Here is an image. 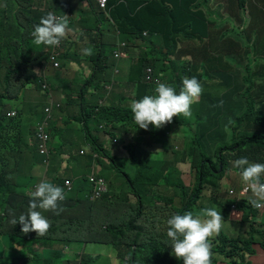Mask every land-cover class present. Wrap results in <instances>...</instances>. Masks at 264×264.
<instances>
[{"label": "trees", "instance_id": "obj_1", "mask_svg": "<svg viewBox=\"0 0 264 264\" xmlns=\"http://www.w3.org/2000/svg\"><path fill=\"white\" fill-rule=\"evenodd\" d=\"M28 1L30 0H0V77L5 86L2 104L6 106L7 110L20 111V116L22 117V120H19V117L8 118L6 116L7 112L1 109L0 124L7 126L13 132L12 139L18 143L20 141L25 142L24 137H28L30 128L33 126L36 128L38 124H43V121L47 118L44 109L49 105V99L47 95L39 94L40 90H45L47 94H56L59 90L56 89L58 84L80 89L82 95L86 92L93 93L96 87L100 88L105 83H110L114 75L112 72L106 71L101 75H96V73L92 76V69L85 64H81V69L84 70L83 74L78 73V70H76L77 65L70 72L56 69L54 65L49 66L48 53L35 52V44L31 35L33 29L27 24L31 23L27 20L18 21L14 19V17L16 18V16L22 14L30 16L37 13V11L29 9V6H27ZM87 1L91 7L97 8L95 0ZM198 1L134 0L118 2L117 0H110L108 3L111 20L116 23L120 32L125 34L129 40H143L144 33H148V35L155 34L160 37V42L152 40L149 42L154 45V51L158 52L166 69H159L153 56L148 64L133 59L128 67L129 81L136 88L140 89L143 87V92L146 87L155 89L159 83L158 81H162L165 76L176 72L177 69L172 67L175 65L180 66V74L177 77V85L175 86L177 94L182 87L184 77H196L201 84L206 83L216 86L221 75L233 73V71L235 76L234 85L246 88L244 101L246 106L245 116L248 118V122L243 119L238 137L231 146L219 148L215 152V161L206 157L203 152L198 153V151H195V153H190L187 156L179 154L180 156L174 161H165L161 172L141 168L137 172V177L132 178L128 175L135 183L132 184V193L127 195L126 204L124 205L126 212H129V217H131L129 222L137 230V233L129 235L134 237L131 244L123 247L125 248L124 252L118 253L119 260L127 259L131 256V260L127 259V264H152V261L156 259L161 264H183L182 260H177L172 254L171 241L166 235L168 230L167 220L174 214L182 215L192 210L186 206L185 210L176 212L178 207H184V202H179V188L174 190L176 182L168 183L165 187L152 191V189L157 187L156 182L153 181L156 175L160 177L167 174L168 171H176L179 165L181 167L188 165L191 169L197 170V173L202 177L206 174L211 176L212 179L206 181L212 183L210 187L214 189L216 186L215 179H218L224 173L234 174L244 184L241 177L242 169L233 165L235 160L247 158L249 162L259 163L258 161H261L264 163V132L261 135H257V133L249 135V109H252L256 103L262 105L260 109L252 112L254 124L258 125V127H264V67L258 66V60H262L264 57V44L257 41V33L253 35L249 26V41H252L249 42L252 44L250 49L251 56H249V73L238 72L237 67L233 68L238 64L231 58L224 56L220 43L212 36L217 29L215 20L221 19L223 14L214 11L213 7H208L209 10L206 11V14L204 11H195L193 6ZM251 4L255 5L252 0H249V7ZM13 8H15V11ZM13 12L15 13L11 16ZM101 14L104 13L102 12ZM208 16L215 18L213 22H210V25H208L210 21ZM198 22L204 24V32H195L194 26ZM81 30L84 32L87 28L83 27ZM132 37H135V39ZM183 39L188 41L192 47L188 54L182 57L184 52L178 51L177 47L178 43ZM17 42H20L19 46L30 55V57L24 56V61L12 60L13 53L18 46ZM31 61L35 64H30ZM10 62H12L15 70L10 67ZM148 66L152 67L155 72L152 80L146 82L145 75ZM5 70L7 74L2 75ZM27 70H30L32 74L29 77L25 75ZM15 71L24 72L21 74V87L16 82L10 81L12 80L11 74ZM47 76L50 77V80L46 79ZM238 78L240 83H238ZM44 86L46 87L43 88ZM21 92L24 94V100L17 104L20 100L19 94ZM32 92H36L34 98L29 96V93ZM61 92L65 95L62 89ZM104 98L105 96H101V99ZM76 105L80 108L76 120L77 122L79 120L83 122L82 129L80 130L79 127L78 129L87 139L86 144L91 146V149L87 151H95L100 160H94L92 155L87 156L86 153L81 154L82 150L80 148H78L80 149L79 151H75L76 149L72 145L65 149V143L61 147H57L53 140L50 142V147L52 144V147L59 154L63 152L71 154V160H69L71 164L67 170L60 171L59 162L53 158L52 160L50 159L51 167L45 172L47 174L46 178L49 179L48 182L64 189L66 199L60 202V207L63 211L56 215L51 211L37 209L43 212V215L48 219L56 221L71 220L70 223L64 224L60 228L56 225L52 226L50 232L53 235H50L51 238H45L48 243H61L60 246H52L55 254L53 264H62V261H68L72 258L70 251L74 253L76 251L73 250L70 244L71 240H82L86 237V239L94 238L92 240L120 242L125 237L124 227L130 229L128 226L129 222L112 215H106L103 229L90 228L89 232L83 234L82 237L69 235L76 220H78L79 224L82 221L85 222L87 226L94 223L96 201H92L90 194L84 193V190L88 188L91 192H94L100 183H104L108 187V192H110L109 180L106 181L102 175L104 171L100 168L98 171L95 170L96 166L102 163V159L107 160L112 169L123 175V171L114 165V159L106 151L94 131H101L100 122L102 121L107 122L105 130L109 135L112 130L120 128L124 121H134L131 111L118 106L110 107L106 103L103 105L95 103L85 110L84 106L73 100L67 104L69 108H75ZM41 107L42 109L40 110ZM61 110L63 109L60 108ZM90 121L93 122V128L89 125ZM181 121V117L173 118L175 123H180ZM56 122L57 114L49 119L51 138L53 133L60 131L55 125ZM169 126L170 124L161 129L152 128L150 132H144V134L150 138V135L159 136L163 132L166 133ZM237 140L242 142H237ZM189 149L197 148L191 147ZM37 157L36 153L32 159L35 166L38 165ZM149 161L150 154L147 156L146 162ZM39 169L44 170V165ZM202 177L199 181V188H194L189 193V205H193L202 199L201 186L204 183ZM41 181L43 180H38L34 170L24 179L19 178L16 173L0 175V264H17L14 256L6 254L7 241L10 244V252L13 255L20 256L24 264H52L37 256L34 252L33 247L30 245L34 241V237L30 236L29 233H23L21 231L22 226L19 223L16 225L11 223L14 218L18 219L19 215L28 212L29 202L32 200V192ZM67 182L70 183L69 186ZM180 187L184 189L183 186ZM170 192L173 193L171 194ZM144 193H146L145 200L140 206L138 205V198ZM176 196L179 197L178 202H176ZM251 196L252 194L249 190V195L240 193L238 195L239 200L228 198L227 193L221 195L218 200L211 199L210 202L213 204L211 207L221 211L223 221H229L231 226L239 231L235 237L227 236L222 232L216 236V240L212 239V264H254L256 259H260V254L264 255V213L260 211L262 208L256 209L251 206L249 203ZM118 228H121L122 231H117L114 236H104L106 230L112 231ZM255 243L259 247L252 245ZM83 258L84 256H82L81 260ZM58 259H61V262H58ZM80 264H85V262Z\"/></svg>", "mask_w": 264, "mask_h": 264}, {"label": "rangeland", "instance_id": "obj_2", "mask_svg": "<svg viewBox=\"0 0 264 264\" xmlns=\"http://www.w3.org/2000/svg\"><path fill=\"white\" fill-rule=\"evenodd\" d=\"M66 2L70 11V15H68V18L71 19L69 20V28L71 29V31L76 30L77 27H80L81 29V25L83 24L86 27H89L87 31L82 33L83 36H85L91 42L96 41L99 43L98 45L92 44L89 46L87 43V39L83 38V42L86 43L78 45L75 48V51H83V49L90 47L92 48L91 56H96L99 54L100 44L107 43L105 42L106 39L104 37H114L115 39L124 40L123 37L118 35V27L116 23L110 20V14L107 9L105 11H102L104 14H101L102 12L99 11V9L96 10L94 12V16L98 19L95 20L91 16V13L93 12V10H95V8L91 7L88 4L87 0H66ZM208 2L211 3L212 7L215 9L214 11H217L221 14L237 13L238 6L243 4L242 6H240V9H242V11L244 12L243 15H241L244 24L245 20L248 19V15L246 14V12L249 10L258 11L260 14L258 16L260 21L257 22L254 19V24L263 23L264 0H252V3H254L255 5L251 4L250 7L249 0H208ZM40 3L46 6L55 5V2L52 0H40ZM231 3L233 5H231ZM75 6H78V8H75ZM13 9L15 11V8ZM14 13L15 12H13L11 16H13ZM210 24L211 23L209 21L208 25ZM234 28L238 30L239 33H241V27L238 26L236 23L234 24ZM101 35L104 37H102ZM68 37L69 36L67 35L65 39H68ZM151 40L154 42H160V37L159 35L149 34L144 41L138 40V42H140V46L134 45L131 42H125L126 48L120 47V44L122 42H115L113 44H109L106 46L105 55L101 59L99 57H92L91 59L80 58L79 52H74L73 50L74 44L72 43L70 45V52L68 53L69 59L64 63L60 62L59 70L65 71L64 67L69 68V70H72L73 68H75V65H77L76 70H78V73L83 74L84 70L81 69V64H85L92 69V76H94L96 73V75H101L106 71L112 72L114 75L112 76L113 79L110 80V83H105L100 88H95L97 94L86 92L82 95L80 93V89H76L73 87H65L58 84L56 89L59 90L56 92V94H47L45 90L39 91V94L47 95L49 99V105L53 102L60 104V107L57 108V110H54L51 116V118H53L54 115L57 114V122L55 125L59 128L60 131L58 133H53L51 138L53 140V143H55L57 147H61L63 143H65V149H67L70 146V141H73L75 144H77L78 147L81 148L85 147L86 145L87 139L79 131V129L81 130L83 127V122L81 120L77 122L76 120V116L78 115L80 108L78 105H76L75 108H69L67 106L69 101L73 100L79 105L84 106L85 110H87V107L94 105V102L98 105L105 103V100L101 99L100 97L105 96V99L107 98V100L111 104L131 108V103L133 100L142 99L145 95L155 94V89L146 87L143 92V87L139 89L133 86L129 82L128 72L118 73L117 71L119 69L114 66L116 61L122 60L126 57H128L129 60L131 58L146 57L147 53L152 51V48L151 46L147 44H142L141 42H149ZM17 45L18 46L13 53L12 60L24 61V56L30 57V55L27 54L19 46L20 42H17ZM47 47L50 48V46H45V48ZM181 48L183 47L181 44H179L178 49ZM118 50L120 51L122 56L116 58L114 54ZM126 50L129 51L128 56ZM152 52L154 55L158 54L157 51ZM129 60H122V63L125 64ZM248 60L249 56L247 61ZM238 61L240 65H235L233 68L237 67L238 72L248 74L249 66L247 65L245 59L238 58ZM30 64H34V62L31 61ZM258 66L261 68L264 67V57L262 58V60H258ZM10 67L15 70L12 62H10ZM23 73L24 72L22 71H15L11 74V78L13 79V81L16 82L17 85L20 87L22 79L21 74ZM176 73L177 72L169 74L165 76L162 81L158 82L166 83L169 86L175 88L178 80L177 77L179 76V74ZM25 75L29 77L30 75H32L31 71H25ZM46 79L50 80V77L47 76ZM234 81L235 76L233 71V73L221 75L219 83L218 85H216L217 87L215 88H213V86L210 84L203 83V94L201 95L199 102L193 104V106L191 107V118H184L182 115L179 117H174H181L182 121L180 123H174L173 127L167 134V138L169 140L165 138V132H163V134L159 136H152L149 134L151 138L149 140L145 139L148 136L146 134L140 136L138 131H143V129H140L139 126L135 123L129 125L126 129L122 131L121 139L117 137H107L102 131H94V134L99 137V140L101 143H103L106 151L111 154L112 159H114V165L119 167V169L123 171V175H121L118 171L112 169L107 160L102 159V163L98 164L95 170L98 171V169L100 168L104 171L102 172V175L104 176V179L106 181L109 180V190L112 196L111 198H105L101 201L96 202L93 225L87 226L83 221L79 224L78 220H76V222L72 226L69 235L82 237L83 234L89 232L90 228L103 229L105 227L104 218L106 215H112L121 218L126 222H129V219L131 217H129V212H126L124 204H126L127 195L132 193L131 186L133 183H135V181L131 180L128 175H130L132 178L137 177V172L140 171L141 168L145 170H152L154 172L163 171L162 165L165 164V160L174 159V153L170 149V144L180 151V155L187 156L190 153H195V151H198V153L203 152L206 157H209L215 161V152L219 148H228L229 146H231L234 143L235 139L238 137V132L243 119L245 122H248V118L245 116L246 106L244 101V92H246V88L235 86ZM238 83H240L239 78ZM45 87L46 86H44L43 88ZM61 89L63 90L65 95L62 94ZM29 96L30 98H34L36 96V92L29 93ZM19 98L20 100L17 102V104L23 102L24 100V94L22 92L19 94ZM261 105L262 104L256 103L252 107V109H249V135H252L254 133H257V135H261L264 132V127H258V125L256 126L254 124V117L252 115V112L254 110L260 109ZM60 108H62L63 110L60 111ZM41 109L42 107L40 108V110ZM19 116L20 111H18V116L16 118H18ZM89 125L93 128V122L90 121ZM150 128L151 125L146 131H149ZM32 130L33 128L31 127L30 131ZM32 137L33 136L30 137L29 141ZM24 139L27 138L24 137ZM165 141L168 142L166 145L158 146V144H165ZM191 147H196L197 149L190 150L189 148ZM155 148L156 150L160 149L164 151V153L155 154L153 152ZM47 149L50 150V154L49 157L46 159L44 170L40 169L35 172V175L37 176L38 180L49 181V179L46 178L47 174L45 172L48 168L51 167L49 160L57 152V150L53 149V147H50V145L47 147ZM80 149H77L75 151H79ZM149 154L150 161L146 162L147 156ZM92 155L97 160H100V158L97 157V153L95 151H92ZM70 157L71 154L67 152H63L62 154L56 153L55 160L60 164V171L67 170L68 166L71 164V162L69 163V160H71ZM32 159H30L29 161L30 164H33ZM143 163L145 164L142 165ZM37 167L40 168L39 166ZM183 172L185 183L187 188H189V191H192L194 188H199V181L202 176L198 174L195 169H190L188 165L186 167L183 166ZM94 173L97 174L96 172ZM202 179L203 181H205L208 179H212V177L206 174L204 177H202ZM216 184L217 186L214 189L210 188L209 186H206L202 192V199L193 205H189L190 203L187 198V195H189V193L186 192L184 189H181V187H178L180 201L179 197L176 196V202L179 201L181 203L183 201L184 207H178L176 212H181L185 210L186 206H188L191 210L195 212H200L202 208L211 207L213 205L212 202H210L211 199L218 200L223 190L227 189L229 185H233L239 188L241 182L237 179L234 174L227 173L225 175V178L217 180ZM90 192L91 191L88 188L84 190V193L86 194H90ZM170 193L172 194L173 192ZM145 194L146 193H144L141 197L138 198V205L141 206V203H143V201L145 200ZM235 195L236 194H234L233 196ZM227 197L231 198L229 195H227ZM260 211L264 213V207H262ZM48 220L50 222V228L47 234L45 235L46 238H49L50 235H53L50 232L52 226L56 225L60 228L64 224L71 222V220ZM128 226L130 227V229L124 227L123 232L125 234V237L120 242L103 241L99 239L92 240L94 238L86 239L85 237L82 240H71L72 242L70 244L72 245L73 250L75 251L86 250V254L84 255V258L82 260L80 259V263L85 262V264H125L126 262L127 264V259H118V253L122 251L123 247H126L131 244L134 237H131L129 235L137 233V230L133 228V225L130 224V222L128 223ZM117 231H122V229L118 228L113 229L112 231L106 230L104 236H114ZM223 232L225 234H229L232 232L236 234L237 229L233 228L230 222L228 221L224 224ZM46 243L51 246L61 245V243L56 242ZM6 254L12 255V257L14 256V260L17 264H24V261L22 260V258H20V256L13 255V253L10 252L9 241L6 242ZM260 261L264 262V255L260 254ZM75 264L77 263L75 262ZM152 264L161 263L159 260L156 259L152 261Z\"/></svg>", "mask_w": 264, "mask_h": 264}, {"label": "clouds", "instance_id": "obj_3", "mask_svg": "<svg viewBox=\"0 0 264 264\" xmlns=\"http://www.w3.org/2000/svg\"><path fill=\"white\" fill-rule=\"evenodd\" d=\"M52 1L55 2V5L53 6L51 5L50 8L48 5L41 6L40 2L37 3L34 2V0L28 1L27 6H29V9L37 11V13L44 12L41 14V16H39L38 19H40V22L38 24L36 23L35 26L30 24V27L33 29L31 35L33 37V43L35 44L34 46L35 52L48 53L47 56L49 57L50 64L54 65V63L57 62L60 66V63L58 62L60 56L59 50L62 46V43L66 40L65 37L71 34V29L69 28L70 18H68V15H70V11L68 14L67 9L69 10V8L66 0H52ZM95 1H96L97 9H99V11H105L106 9L108 10V3L110 0H108L107 2L106 9H101L97 3V0ZM117 1L126 2L131 0H124V1L117 0ZM206 2L208 1L199 0L194 4L193 6L194 10L197 12L204 11L205 13L204 8ZM231 5L233 4L231 3ZM242 5H239L238 7ZM50 10H54V13L50 12ZM55 11L59 13H56ZM20 16H25V18H28V16L24 14ZM118 31L120 32L119 29ZM120 34L126 37L125 34H122L121 32ZM147 36L148 33H144L143 40L140 41H144ZM126 39L128 38L126 37ZM130 41L138 42V40H130ZM180 42L178 43V45L180 44ZM141 43L144 44L146 42H141ZM45 46H50V48L49 47L45 48ZM251 46L252 44L248 43L246 44V46L243 47L244 50H248L249 56H251V51H250ZM120 47L126 48V43L123 42L122 44H120ZM177 50L182 51V49H178V47ZM83 52L85 55H91L92 48L90 47L85 48L83 49ZM0 55H1V47H0ZM114 56L116 58H119L122 55L118 50L117 52H115ZM239 56L241 58V55ZM139 60L140 62H143L145 64H148L150 61L147 59V56L144 58H140ZM148 69H150V72H148ZM154 72L155 70L152 67L148 66L146 68V75H145L146 82L152 80ZM6 74H7L6 70L2 72V75H6ZM148 75H150L151 77L150 80L146 79ZM10 81L14 82L13 79ZM4 92H5L4 82L0 77V111L1 109H4L7 112L6 116L8 118H16L18 116V110H11V109L7 110L6 106L2 104V96L4 95ZM202 94H203V86L196 77H191V78L184 77L182 80V87L180 88L178 94L174 87L161 82L157 84V87L155 88V94L145 95L142 99L133 100L131 103V108L123 107V106L120 107L132 112L134 121L131 122V124L135 123L136 125L139 126L140 129H143V131H138L140 136L144 135V132H150L152 128L161 129L165 127L167 124H170V126L167 127V132H166V139L169 140L167 138V134L169 133V131L171 130V128L175 123L173 122V118L179 117L181 115L184 118H191L192 116L191 107L193 104L199 102V99ZM5 96L8 97L7 94H5ZM13 112H15L16 114L12 115ZM19 120H22L21 116H19ZM39 125L41 124H38L36 128L32 127L33 130L30 131V135L33 136L31 138L32 139L31 142L24 140L25 142L20 141L18 143L14 139H12L13 135L8 133L9 128L5 125L0 124V175L1 176L3 174L16 173L19 175V178L24 179L28 177L33 170L35 173V169L38 168L37 166L41 168L43 165H45L46 159L49 157L50 150L46 149L47 152L44 153L37 144L34 135ZM150 125L151 128L149 129V131H146L148 130ZM106 127H107L106 121L100 122V130L102 132L104 133L106 132L105 130ZM46 132L50 136L49 126L46 128ZM115 137L120 139V137L118 136ZM115 137H111V138H115ZM145 139L149 140L150 137H146ZM50 142H52L51 136H50ZM50 142L48 146L50 145ZM237 142H242V141L237 140ZM167 143L168 142L165 141V144L163 145L158 144V146H164ZM86 146L88 147V149H91L90 145L86 144ZM170 147H171L170 148L171 151L174 153V159L165 160L166 162L174 161L176 160V156H180L179 150H177L171 144ZM87 150L86 151L83 150L86 153V155L87 156L92 155L91 153L92 151L88 152ZM154 151L164 153V151L160 149L156 150V148L154 149ZM32 152H33V157L34 154L36 153L38 155L37 157L38 165L36 166L29 163L30 159H32ZM93 158L94 160L96 159L94 156ZM52 159L53 156L51 157V160ZM258 162L259 163L249 162L247 158H240L235 160L233 162V165L236 168L242 169L241 177L244 184L241 182L239 188L233 185H229L227 189L223 190L221 195L227 193V195H229L231 199L235 198L239 200L238 195L240 193L249 195V190H250L252 196L249 198V203L251 204V206L256 209H260L264 207V163L261 161ZM177 171L178 170L173 172L168 171L167 174L162 175L160 177H157L156 175L153 181L156 182L155 184L157 187L152 189V191H156L160 188L165 187L168 183H170V181H172L177 177ZM225 175L226 173H224L222 176H219L217 180L225 178ZM217 180H215L214 182L216 183ZM211 184L212 183H209L205 180L201 186V193L203 192V189L206 186L210 187ZM67 185L69 186L70 183L67 182ZM180 186H183L184 190L190 193L189 188H187L186 186V183L181 181L179 183H176L174 190H176ZM234 194L236 195L233 196ZM89 196H91L90 199L92 201L98 202L105 198H111L112 194L110 192L108 194V187L105 185V190L101 192V195L99 197H95V191L90 192ZM187 198H189V195H187ZM65 199H66V194L63 188L54 185L48 182L47 180H43L36 185L35 190L32 192V200L29 202L28 212L26 214L19 215L18 219L14 218L11 221L13 225L19 223L22 226L21 231L23 233L25 234L29 233L30 236L34 237L33 239L34 241L30 243V245L34 249V252L37 254V256L45 259L46 261L52 264L55 259L53 247L51 245H48L45 241L46 238L45 235L47 234L50 228V222L42 214V212L38 211L37 209H42L44 211H51L54 214L59 215L60 212L63 211V209L60 207V202L64 201ZM225 222L228 221H223V216L221 214V211H218V209L214 207L202 208L200 212H195L192 210V211H187L182 215L181 214L172 215L167 220L168 230L166 233L167 237L171 241L170 246L172 248V254L176 257L177 260H182L183 264H212V257H213V253L211 250L212 239L214 238V240H216V236L220 235L223 232ZM238 233L239 231L237 229L236 234L232 232L229 234L226 233V235L230 237L231 236L235 237ZM252 245L259 247L257 243ZM124 249L125 248H123L122 251L120 252H124L125 251ZM70 254L72 255V258L68 261H64V262L62 261V264H75V262L77 264H80V259L82 258V256L85 255L82 252L80 253V251L79 252L76 251L75 253H72L70 251ZM127 259L131 260V256H129ZM58 262H61V259H58ZM254 264H264V262H261L260 259L258 258L256 259Z\"/></svg>", "mask_w": 264, "mask_h": 264}, {"label": "crops", "instance_id": "obj_4", "mask_svg": "<svg viewBox=\"0 0 264 264\" xmlns=\"http://www.w3.org/2000/svg\"><path fill=\"white\" fill-rule=\"evenodd\" d=\"M121 1H124V0H121ZM131 1H134V0H131ZM34 2H37L38 3V2H40V0H34ZM41 6H45V5H42L41 4ZM208 7L212 8V5H211L210 2H206V4H205V8H204L205 13H206L207 10H209ZM75 8H78V6H75ZM96 10H98V9L96 8L91 13L92 18L95 19V20L98 19V18H95V16H94V11H96ZM50 12L54 13V10H50ZM67 12L69 14V10L68 9H67ZM42 13H44V12H42ZM42 13L32 14L31 16H28V18H25V16H20L19 15V16H16V18L14 17V19H17L18 21H20V20H28L31 23V25L35 26L36 23L38 24L40 22V19H38V18H39V16H41ZM56 13H59V12H56ZM243 13L244 12L242 11V9H240V7H238V12L237 13H224L223 16L221 17V19H218V20H215V18L213 16H208V18L210 19V22H213L215 20V23H216V26H217L216 31H214V33L212 35L213 38L216 39L217 42L220 43V47L224 51V56L229 57L232 60H234L238 64L237 66L240 65V63L238 61V58H240L239 55H241V58L242 59H245L247 65L249 66V60L247 61V57L249 56L248 50H244L243 49V47L246 46V44H248L249 42H252V41H249V26H250V30L253 33V35L257 33V35H258L257 41L262 42L264 44V20H263V23H257V24H254L253 23V20L254 19L257 22L260 21L259 18H258V16L260 15L259 12L258 11H255V10H249V11H247L246 14L248 15V19L245 20V24L243 23L242 16H241V15H243ZM235 23L238 26L241 27V33H239L238 30H236L234 28V24ZM27 24L30 25L29 23H27ZM203 26H204V24L203 23H200V22L197 23V24H195V26H194L195 32L196 33L204 32ZM83 27H86V26L82 24L81 25V29ZM86 28L88 29L89 27H86ZM81 29H80V27H77L76 30L71 31V34L69 35L68 39H66L62 43V46H61V48L59 50V52H60V56H59V59H58V62L59 63L60 62L61 63H64L65 61H67L69 59V56H68V53L70 52L69 51V47H70V45L72 43L74 44V46H73L74 52H79V55H80L79 57L80 58L91 59L92 57H99L101 59L105 55V48H106L107 45L113 44L115 42H122V43L123 42H131L130 40L126 39V37L122 36L119 31H118V35H120L121 37H123L124 40L115 39L114 37L107 38V37H104V36L101 35L102 37H104L106 39L105 42H107V43L100 44V46H99V54L96 55V56L85 55L83 51H75V48L78 45L83 44V43H86V42H83V38H86V37L83 36V34H82L83 31L81 32ZM87 43H88L89 46L92 45V44H94V45H98L99 44L96 41L91 42L88 39H87ZM131 43H133L134 45H139L140 44L138 42H131ZM144 44H147V45L151 46L152 51L155 50V47H154V45L152 43L146 42ZM180 44L183 47V48H181L182 51L184 52L183 55H182V57H183V56H185V55L188 54V52H189V50H190V48L192 46L185 39H183L180 42ZM126 51H127V56H128L129 55V51L128 50H126ZM152 51L148 52L147 59L148 60H151L152 59V56H153L154 57L153 59L156 61L157 66H159L158 68L159 69H162V70H165L166 69L165 68V65L162 63V61H161V59L159 57V54L154 55ZM140 58L141 57L131 58L129 60L128 57H126V58H123L122 60H129L127 63L123 64L122 63V60H119V61H116L115 62L114 66L119 69L117 71L118 73H120V72L121 73L128 72V74H129L128 67H129L131 61L133 59H137L139 61ZM116 65H118V66H116ZM49 66H51V64ZM172 67H174V68L177 69L176 72L178 74L180 73V70H179V67L180 66L179 65H175V66H172ZM59 68H60V66L58 68H56V69H59ZM64 68L68 72L71 71V70H69V68H66V67H64ZM215 87H217V86H213V88H215ZM94 92H95V94H97L95 89H94ZM104 100H105V103L107 105H109L110 107H114V106L120 107L121 106V105L111 104L107 100V98L106 99L104 98ZM105 103H103V104H105ZM94 104H95V102H94ZM103 104H101V105H103ZM85 116L87 117V114L86 113H85ZM129 125H131V122L130 121H124L122 123V125L120 126V128L115 129V130H112L110 135L107 132H105V135L107 137L108 136H110V137L118 136L121 139L122 138V136H121L122 131L124 129H126ZM8 133L11 134V135H13V132L10 129H8ZM30 137H31V135L29 134L28 137H27V139H25V141H29ZM31 141H32V139L30 140V142ZM70 145L74 146V148L76 150L78 148H81V147H78L77 144H75L73 141H70ZM87 149H88V147L86 145H85V147L81 148V150H85V151ZM56 153L58 154V152H56ZM56 153L53 155V158H55ZM154 153L157 154L156 152H154ZM178 157L179 156H176V158H178ZM38 170H40V169L39 168H36L35 169V172L38 171ZM177 170H178L177 171V177L175 179H173L172 181H170V183H175V182L176 183H179L180 181L185 183L183 167H181V165H179ZM81 252L83 254H86V250H84V251H81L80 250V253ZM72 253H74V252L72 251Z\"/></svg>", "mask_w": 264, "mask_h": 264}, {"label": "built area", "instance_id": "obj_5", "mask_svg": "<svg viewBox=\"0 0 264 264\" xmlns=\"http://www.w3.org/2000/svg\"><path fill=\"white\" fill-rule=\"evenodd\" d=\"M108 0H97V3L101 9H106ZM55 67H58L59 64L57 62L54 63ZM148 72H150V69H148ZM150 75L146 77L147 80H150ZM60 104L53 102L52 104L48 105L45 109L47 118L43 121V124L39 125L35 131V139L37 141V144L42 149V152L46 153V149L48 147V144L50 142V136L46 132V128L49 126V119L52 116L53 111L55 108H59ZM16 113L13 112L12 115H15ZM81 154H85V152L82 150ZM92 181H94L92 179ZM105 190V184L100 183L95 190V197H99L101 195V192ZM245 191V190H244Z\"/></svg>", "mask_w": 264, "mask_h": 264}]
</instances>
